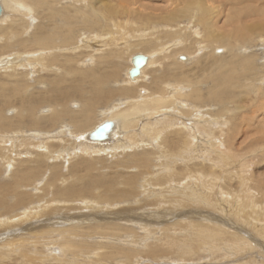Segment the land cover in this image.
Here are the masks:
<instances>
[{"label": "rangeland", "instance_id": "rangeland-1", "mask_svg": "<svg viewBox=\"0 0 264 264\" xmlns=\"http://www.w3.org/2000/svg\"><path fill=\"white\" fill-rule=\"evenodd\" d=\"M74 1L79 0H66V2L65 0H62L60 5H68L66 8H69ZM90 1L91 0L80 1L79 4L85 5L84 7H87L85 10L93 15V10H98L99 15H94L98 18V23H92L88 28L79 26L83 29H78L79 32L76 31V41L71 45L73 48H61H69V50L65 51L66 54L55 47H39L30 51H23V49L19 48L13 49L14 51L10 50L7 54L5 53L6 55H0V60L15 55V57H17L15 58V65L18 71L16 73L24 77L30 87V93L38 94L37 92L43 91L46 81L51 80L57 72L56 70L54 72L50 70L46 61L52 59L61 60L62 57H65L70 53V55H77L76 59L81 61L79 62L78 68H75L76 70L78 69L80 74L88 72L95 73L97 71V74L102 73V75L109 76L107 74H110V71L112 70V67L110 66L111 64L107 63L106 65L108 66L104 68V66L99 65L100 62L96 60L98 58L95 57L100 55L102 59H105L107 55L114 54L113 51H119L122 49L124 55L119 59L116 57L114 59L116 61H113V64L114 62L116 64H114L113 67H117L116 72H118V76L113 79L112 83L108 84V86L114 89L113 91L115 92L118 91V87L122 84L123 79H125L122 72H125L124 69L131 68V65L128 63V57L130 58L133 55L138 54H150L153 63L146 70L142 79L135 82L136 77L135 81H131L126 77L128 82L134 83L133 86H123L131 90L130 95L128 97H124L120 94L110 95L107 98V101L98 104L97 109L99 112L101 109L108 108V103H111V106L114 108L118 107L119 109H125L129 105L125 98L133 99L132 97H134L135 99L133 100H138V104H141L140 101L142 102L141 108L143 111L141 109V111L132 115L136 117H134V119L131 116L127 118L128 123L130 124L129 126L131 127L127 128L124 133H121L120 135L122 138V135L125 134V139L129 140H127L128 142L125 139V142L123 141L126 145L128 144V147L126 145L122 147V149H125L124 151L118 147L114 150H110L112 153L105 152L107 150H98L100 153L97 150H93L92 153L88 152V154H91H87L86 157L85 155H81V150L79 151V148L75 146L76 143L70 138L71 136L88 132L92 128L89 130H86L87 128L83 130H74L73 128H70L71 126L68 122L59 121V125L56 126L57 128L55 127L57 133H59L60 130L65 129L66 133L63 135L66 138H69L70 136L69 142L72 144L61 147L51 145L59 150L53 153L54 155H50L47 151L42 150V146L39 147L38 145H34L35 142L32 141V139H30V142L28 143H21L20 139L24 134L27 135L23 131V133L20 134H17L18 132L14 133L13 131H0V136H2L0 137V146H5L9 150V152H4V158L1 157L3 154L0 153V185H12L11 187L14 190L16 188L19 189L18 192L21 191L20 193H24V196L27 197L22 204H20L21 202L19 201H15V204H13V196L11 192L5 191L0 195V200H2V204H0V264H264V0H231L229 3L228 12H230V16L233 14L231 17L235 19L236 23L232 24L227 22L229 28L225 31V38L227 39L225 44L227 47L239 48L237 53L242 55L240 57H243V54H246L249 57L247 59H250L253 71H250L247 75L258 76L257 79H255L256 76L250 77L252 79L247 81H243V62L239 61L238 57L234 55L237 53L235 52L232 54L223 46L217 45L218 43L216 41L211 43L208 41L206 43L201 42V44H204L203 46H201V44H199V46L198 44L197 46L192 45L193 53L191 54L178 50L179 52H177L173 58L169 56L170 54L163 53L159 59L157 49L159 47L165 49L167 46L166 42L170 40L166 37L169 33H172L170 32L171 29L177 31L181 27L185 29V32L182 30L183 32L180 35L183 39V41L180 39L183 43L181 46H185L188 43H194L192 42L194 40L193 35H195L197 29L201 32L200 35L202 38L203 33L210 32L208 29H204L203 31L201 24L204 22L201 21H195L196 29L195 27H193V30L187 28L188 24H186V21H188V18H193L194 22V19L196 18L195 15L198 16L200 14V6L198 4L196 6L194 5V10L190 13L188 4L191 0H140L139 3H137L138 0H136V5H129L126 8H124L125 6L123 7L122 0H94L93 5L89 7L88 3ZM202 1L204 2V0ZM0 3L3 8L1 0ZM6 3L10 7L8 6L7 10L3 8L4 15L0 18V27L6 26L12 20H19L23 15L21 13L26 11L21 10V8L19 11L18 5H22L21 2L18 3V1L7 0ZM140 3L145 4L147 7L150 6L149 9L137 6V4L139 5ZM216 5H218V3H216ZM23 6L26 8L28 7L33 12V14L31 13L30 15L32 17L31 19L29 18V15L28 17L25 16V23H28L23 35L25 38L31 35L34 29L35 31L37 30V27L39 26L36 22L44 21L42 20L44 19L42 15L46 16L47 12L42 9H36L31 4L23 3ZM151 7L152 9H150ZM115 8L116 10H114ZM155 8H158L157 12L154 11ZM222 8L223 7L220 9ZM254 9L257 10L254 11ZM128 11L129 13H127ZM43 12H46L45 15ZM228 12H226L227 15ZM252 12H254V14H252ZM36 14L41 15L37 16ZM167 16H170L172 20L168 21ZM174 17H176V19H174ZM208 17L205 21L211 22L212 27L217 29L214 27L216 16L209 13ZM226 20H228V16ZM112 22L113 24H111ZM190 24L192 23L189 22V25ZM177 25H180V27H177ZM251 25H253V27ZM248 26L255 30H247ZM99 27L103 29H100ZM189 30L192 31V33H190ZM243 34L246 36H243ZM185 37L187 38L186 42ZM0 39H3L2 36H0ZM248 39H250V41L245 45ZM198 48L201 49L199 50ZM52 49L54 51H52ZM128 49L131 50L128 51ZM97 51L100 53L97 54ZM18 52L20 57L17 54ZM80 52L83 56L82 54H79ZM123 57L126 58L125 62ZM234 57L236 59H234ZM37 58H39V60ZM214 59L218 60L219 65L224 62L222 64L227 66L224 68L225 72H227L228 77H230L232 82L235 83L233 89L228 93V96L232 95L230 96L232 97V100L226 101V104L223 106L215 103H210V105L208 104V101H206L207 104L201 103L202 101L197 99L195 94L191 96H186L184 94L191 92L190 90L197 87V85L198 88L202 89L203 92L201 93L204 94L209 86L212 87L214 86V82H218L217 79H209V74L206 73V70H208L207 68ZM242 59L243 58L240 60ZM126 60L128 61L126 62ZM171 62L178 65L180 63L185 65L184 68L181 67L182 70H184L182 71L184 73L182 76L188 81L192 80V84L188 87L185 86V88L182 87L183 84L179 85L181 86L178 87L179 93L181 92L184 94L181 98H185L180 99L178 96V98L175 97L174 101L176 102V107L170 106L169 111L167 109L165 110L167 113L163 114V111L149 116L152 111L151 109H153V112H155V109L144 107V96L153 94V91L155 90V85L153 84L154 78L165 71L168 64ZM52 65V67L57 69L56 63ZM260 66H262V68ZM19 67L20 69H18ZM97 67L99 68L98 70ZM112 72L114 71L112 70ZM119 73H121L120 76ZM0 77H2V75H0ZM71 78L74 77L71 76ZM4 79L6 78L2 77L0 83L5 81ZM74 79H72V83L70 82V84L77 86L78 88L82 87L83 82H80L78 77H75ZM10 80L11 79H8L6 82H9L10 84ZM197 80H199V83H197ZM115 84L118 85L117 88V85ZM247 84H249L248 87H243V85ZM6 86H8V84H6ZM172 87L173 90H175L174 86ZM178 88L175 90L177 92L172 89L170 92L172 93L173 91L174 94H178ZM215 90H218L217 87ZM103 92L104 91L101 93ZM247 92L249 93L247 94ZM103 98L104 95L99 99ZM3 99V94H0V113H2L4 117L7 115L11 116V114L14 116L17 112L15 107L12 106L5 110L2 109ZM184 104L186 105L184 106ZM78 105V101H70L66 106L69 109L67 112H76V110L80 109ZM38 108H40V113L38 112L39 114L45 113L46 115H49L51 113V108L49 106L47 107V105L42 104L41 106L39 105ZM195 109L198 112L194 111ZM8 110H11L10 113ZM98 112L93 118L95 122L90 121V125L93 123L95 125L102 120V118L105 119L110 115L107 111L108 115L102 117L101 112H99L100 114ZM99 116L102 118H99ZM164 117L171 121L174 119L173 121H176V123L180 121L179 123H183L193 130L187 131V129H185V132L187 131V133L197 132L195 144L192 146L190 155V159H192L193 163L192 161L187 163L185 160L189 165V168H191V173L188 177H185V174L183 175V167L185 166L184 164H186H183V162L185 161L182 162L180 159H172L173 155H178L179 141L176 135L170 137L169 135H166L165 145L162 143L163 138L161 139V142L155 143L151 137H148V134L145 135L146 133H155L153 136L157 139L156 131H158L159 127L154 126V123L159 122L160 119H163ZM119 119L121 121L123 120L121 117ZM114 122L117 124L116 120H114ZM203 125H206L205 129L209 128L213 130L205 131L203 129V132L205 133H202V129L198 130V127H202ZM63 126H69V128H62ZM150 127L154 129V131ZM219 129H222L223 131L221 132ZM128 131L130 132L128 133ZM49 132H51V130L48 132L38 131V135L40 137L43 136V139H46V142L47 140L49 142V139H53L54 137L52 136L54 133L50 134ZM208 132L215 135L214 142L216 143L217 148L220 147V151L231 158L224 163V167H220L219 165L215 167L217 172L220 169L219 172H222V170L224 172L229 170L228 173L229 176H231L232 181L228 183H224L220 179L221 177L217 178L219 180L214 179L217 180L215 182L210 180L207 181V179L204 178L205 176L198 173L200 170H208L204 164L209 161V158L215 156L213 153L205 156L203 155L205 151L208 152L210 149L211 140L209 141V139H212V137L210 134H206ZM163 133L166 134V131ZM5 136H9L8 138L10 140H5L7 139ZM220 137L221 139H219ZM9 141L10 143L8 144ZM51 143L52 142H49V144ZM137 144L138 146H136ZM157 144L159 145L157 146ZM74 146L78 149L77 152H75ZM230 146L232 148H230ZM157 148L168 151H158ZM170 150L173 153H171ZM43 151L45 152L44 157H35V153ZM117 151L121 152V154ZM147 151L150 154L154 151L153 154H156L151 157V160L147 165H143L144 169L141 167L138 171L133 166L129 168L128 166L119 164L122 160H126L125 158L127 155L134 154L140 157V153H147ZM157 154H159L160 157H158ZM49 155L51 157L53 156L52 159ZM195 156H197L196 159ZM82 158H86L88 162H92L93 164L96 163L97 166L91 169H79V167H83L80 165L75 171H72V166L77 162L79 163ZM20 159L21 162H19ZM30 161L32 163H29ZM40 161L42 163H40ZM170 162L176 163L171 164ZM39 163L41 165H39ZM18 164L19 166L21 165V167H19ZM178 165L180 166L178 167ZM191 165L193 169L190 167ZM156 166H160L164 169L166 174L170 173V178L162 175L160 176L158 174L160 173V170L155 168ZM176 167H178L176 170L178 172L177 175L175 174L176 171L173 172ZM28 168V171L32 174L30 175L31 180H28V185L26 184L27 186L20 185L18 188L14 181L15 174L18 172L17 175L19 178L26 179L24 174L28 173V171H26ZM186 168L188 167L186 166ZM33 169H35L34 172ZM127 170L129 172H127ZM230 171L233 173H230ZM145 173H147L146 175L148 176H144ZM126 176L134 178V186H126ZM194 176L199 180H196ZM239 176H241V178ZM123 177L125 179L124 182H122ZM149 177L153 178L150 179ZM10 179L13 180V182L10 181ZM148 180H150L152 185L148 183ZM93 181L96 185L92 187L88 186L89 182L93 183ZM209 182L214 184L210 186ZM121 184H124V186L122 187ZM145 188L147 192H145ZM66 189H68V191H66ZM71 189H75L76 192L73 190L71 193ZM221 189L224 194L220 193ZM79 190L81 191L82 195H80L83 196V198H77ZM190 192L193 194L192 197L187 196V193ZM209 192L211 194H209ZM7 193L8 195H6ZM39 194L41 199H38L40 198ZM181 200H189V202L191 201V204L186 202L189 207L186 206L185 203L184 206L182 202H179ZM87 201H90L89 203L91 204ZM126 201H129V205L125 203ZM253 202H255L257 208L254 206ZM116 203L119 204L116 205ZM146 203L150 204L145 205ZM107 204H109L110 207L112 205L114 208L109 209ZM143 205H145V208L142 207ZM127 206L133 207L132 210L134 214L132 216L130 213H126V211H121L126 209ZM253 211L254 213L251 215V212ZM167 214H169L168 217L166 216ZM114 215H117V217L129 216V220L139 219L140 221L128 223L127 218H125L123 219V222L119 220H117L119 221L117 222L116 216ZM89 218L92 220L89 221ZM72 221L76 224L75 226L74 224L71 225V227H77L76 230L79 231L72 230L73 232L76 231L74 234L71 229L66 231L70 228V226H66L67 223H71ZM138 222L142 225H139ZM99 223L100 225H98ZM117 223L118 226L121 224V227L119 226L120 230L114 232V230L108 228L115 227V224L117 225ZM112 224H114V226ZM196 224L201 225L196 226ZM99 231H101V233ZM69 232L71 236L69 235ZM83 233L84 236L82 235ZM59 234L63 236L60 237ZM114 236L117 238H113ZM64 237H67L66 241H68L69 244H64ZM75 243L77 244L75 245ZM59 244L61 245L59 246ZM63 246H65V248ZM78 248L79 250L77 251ZM133 249L135 251H133ZM96 250L100 252L98 253Z\"/></svg>", "mask_w": 264, "mask_h": 264}, {"label": "bare ground", "instance_id": "bare-ground-1", "mask_svg": "<svg viewBox=\"0 0 264 264\" xmlns=\"http://www.w3.org/2000/svg\"><path fill=\"white\" fill-rule=\"evenodd\" d=\"M2 1V4H3V8H5V10L8 9V4L6 3L7 0H1ZM14 1H18V3H22V5H18V9L20 11V8L21 10H26L24 13H21L23 14L21 16V18L19 20H12L9 24H7L6 26H2L0 27V36H2L3 39H0L2 41H0V55L2 54H7L8 52H10V50H13V49H23V51H30V50H33L35 48H39V47H46V48H58L60 50H62V52H65L67 50H69V48L67 49H61V48H66V47H70V48H73L71 47V45L76 41V31H78V29H83L84 27H89L92 23H95L97 24L98 23V18L96 16L99 15V12L98 10H93V14H91L90 12H87L85 9H87V7H84L85 5H82V4H79L80 1H84V0H79V1H74L72 2V5H70L69 8H66L68 5H60L61 4V1L62 0H14ZM69 1V0H68ZM104 1V0H102ZM101 1V2H102ZM111 1V0H109ZM113 1V0H112ZM145 1V0H144ZM171 1V0H170ZM231 0H204V2L202 0H194V1H190V3L188 4L189 6V9H190V13L191 11L194 10V5L196 6L197 4L200 6V14L198 16L195 15V19H194V22H193V18H188V21H186V24H188V27L187 28H190V29H194L193 27H195V29L197 28L196 27V22H204L202 25V29L204 31V29H208V31H210L209 33H203V38L201 37L200 35V31L199 29L196 30L195 32V35H193V38L194 40L192 42V44H186L185 46H181L183 43L180 41V39L183 41V39L180 37V35L182 34V30H184L185 32V29H183V27H181L180 29L177 30H174V29H171L170 32L172 33H169V35L166 37V38H169L170 40L167 41V46L165 47V49H161L160 47L157 49V54H158V57L160 59L161 55L163 53H168L170 54L169 56L171 58L175 57V55L177 54V52L179 51H182V52H186L188 54H191L193 53V46H199V44L202 43H206L207 41L208 42H213V41H216L218 44L217 45H221L223 46L224 48H226L229 52H231L232 54H234L235 52L237 53V50L239 48H232V47H227L225 42H226V38H225V31L228 30L229 28V24L227 25V22H230V23H236L235 22V19L233 17H231L233 14H231L230 16V12H228V9H229V3H230ZM238 1V0H237ZM242 1V0H241ZM66 2V0H65ZM93 2L94 0H91L88 5L89 7H91L93 5ZM107 2V1H106ZM140 0L137 1V3H139ZM189 2V1H188ZM23 3L24 4H31L34 8L36 9H42L43 11H46L47 14L46 16H43L42 17L44 19V21H38L36 22V24L38 23V26L37 27V30L35 31V29L33 30V33L31 35H29L28 37H23L24 35V32H25V29L27 28V24L25 23V16L28 17L29 15V18L31 19L32 17L30 16L31 13L33 14V12L28 8H26L25 6H23ZM70 3V2H69ZM98 3V2H97ZM100 3V2H99ZM216 3H218V5H216ZM239 3V2H238ZM85 4V3H84ZM122 4H123V7L126 8L127 6L129 5H136V0H122ZM125 4V5H124ZM192 5V6H191ZM137 6H142L141 8H144V9H149V7H147L145 4H137ZM198 6V7H199ZM10 7V6H9ZM147 7V8H146ZM221 7H223L222 9H220ZM2 6H1V3H0V18L4 15V10H3ZM16 8V7H15ZM140 8V9H141ZM152 9V7L150 8ZM17 10V8H16ZM116 10V8L114 9ZM158 8H155L154 11L157 12ZM170 10V9H169ZM257 10V9H254V11ZM262 10V9H261ZM9 11V10H8ZM11 11V10H10ZM146 11V10H145ZM17 12V11H16ZM45 12V13H46ZM196 12V11H194ZM228 12V15L227 13ZM44 13V12H43ZM44 13V15H45ZM115 13V12H114ZM129 13V11L127 12ZM209 13L211 14H214L216 16V21L214 22L215 26L217 29L213 28L212 27V23L211 22H206V18L208 17ZM17 14V13H16ZM175 14V13H174ZM252 14H254V12H252ZM37 15V14H36ZM41 15V14H39ZM37 15V16H39ZM179 15V14H178ZM191 15V14H190ZM130 16V15H129ZM155 16V15H153ZM227 16H228V20L227 19ZM18 17V16H17ZM116 17V16H115ZM168 17V16H167ZM209 18V17H208ZM156 19V18H155ZM168 21L172 20L171 17L169 16L168 18ZM174 19H176V17H174ZM222 20V21H221ZM32 21V20H31ZM113 21V20H112ZM117 21V20H116ZM196 21V22H195ZM210 21V20H209ZM178 22V21H177ZM189 22H191L192 24L189 25ZM222 22V23H221ZM35 23V22H34ZM116 23V22H115ZM180 23V21H179ZM31 24V23H30ZM113 24V22L111 23ZM128 24V23H126ZM159 24V23H158ZM33 25V24H32ZM117 25V24H116ZM157 25V24H156ZM192 25V26H191ZM79 26H83V28L79 27ZM93 26V25H92ZM91 26V27H92ZM123 26V25H122ZM198 26V24H197ZM244 26V25H243ZM253 27V25H251ZM107 27V26H106ZM109 27V26H108ZM177 27H180V25H177ZM199 27V26H198ZM252 27L248 26L247 30H250V31H254L255 29H253ZM259 27V26H257ZM263 27V25H262ZM100 28V27H99ZM154 28V27H153ZM245 28V27H244ZM243 28V30H244ZM100 29H103V28H100ZM109 29V28H108ZM119 29V28H118ZM124 29V28H123ZM122 29V30H123ZM107 30V29H106ZM145 30V29H144ZM242 30V29H241ZM242 30V31H243ZM109 31V30H108ZM147 31V30H146ZM158 31V30H157ZM190 31V30H189ZM195 31V30H194ZM221 31V32H220ZM223 31V32H222ZM100 32V31H99ZM135 32V31H134ZM116 33H117V30H116ZM190 33H192V31H190ZM221 33V34H220ZM112 34V33H111ZM184 34V33H183ZM105 35V33H104ZM138 35V34H137ZM192 35V34H190ZM243 36H246L243 34ZM110 37V36H109ZM108 38V37H107ZM106 38V39H107ZM112 38V37H111ZM186 38V37H185ZM202 39V40H201ZM201 40V41H199ZM143 41V40H142ZM141 41V42H142ZM187 41V38L185 39V42ZM250 41V39H248L245 43V45ZM85 42V41H84ZM107 43V42H106ZM114 44V43H113ZM125 44V43H124ZM109 45V44H107ZM204 44H201V46H203ZM206 45V44H205ZM100 46V45H99ZM153 46V45H152ZM112 47V46H110ZM114 47V46H113ZM206 47V46H205ZM124 48V47H123ZM91 49V48H90ZM120 49V48H119ZM199 50L201 48H198ZM197 49V50H198ZM46 50V49H45ZM64 50V51H63ZM75 50V49H74ZM100 50V49H99ZM114 50V49H113ZM112 50V51H113ZM131 50V49H128V51ZM136 50V49H135ZM179 50V51H178ZM198 50V51H199ZM14 51V50H13ZM37 51V49H36ZM41 51V50H40ZM50 51V50H48ZM47 51V52H48ZM52 51H54L52 49ZM167 51V52H166ZM197 51V52H198ZM17 52V51H16ZM56 52V51H55ZM75 52V51H73ZM78 52V51H77ZM103 52V51H102ZM114 54H110V55H107V57H105V59H102L100 57V55H97L95 58H98L96 60H98L100 63L99 65L101 66H104V68H106L108 65H106L107 63L108 64H111L110 66L112 67L111 69L114 71L112 72V70L110 71V74H107L109 76H105V75H102V73L100 74H97V71L95 73H91V72H88V73H81L78 71V69L76 70L75 68H78V65H79V62H81L79 59H76L77 58V55H67V56H71V57H62L61 60H49V61H46V64L48 66V68L50 70H52L53 72L56 70L57 72L55 73L56 75L51 79V80H48L46 81V83L44 84V89L42 92H37L38 94H34V93H30V87L29 85L27 84V82L25 81L24 77L21 75H19L17 71V67L15 65V55H12L7 58H4L3 56V60H0V75H2L3 78H6L4 79L5 81L1 82L0 83V94H3V102H2V109L5 110L9 107H15L16 109V114L14 116H11L10 115H7L5 117H8V118H5L2 113H0V131H5V132H9V131H13L14 133L18 132L17 134H20V133H26L27 135L24 134V136L21 138L20 136V142L21 143H28L30 142V139H32V141L35 142L34 145H38L39 147H43L42 150H45L47 151L48 153H50V155H54L53 153L59 151L55 146H58V147H61V146H64V145H71L72 143L69 142V140L71 139L75 144V146H77L79 148V151L81 150V155H86L88 154V152H93V150H107L105 152H109V153H112L110 150H114L116 149L117 147L118 148H121L124 147L126 145V143H124V139H125V134L122 135V138L120 137L121 133H124V131L131 127L129 126L130 124L128 123V120L127 118H129L130 116L134 117L135 116H132L134 115L135 113L141 111V104L142 102L140 101L141 104H138L139 101L138 100H133L135 99L134 97H132L133 99L131 98H125L127 103L129 104L125 109H119L118 107L114 108L113 106H111V103H108V108L106 109H101L99 112H101L102 114V117H105V115L107 116L108 115V112H109V116H107V118H102L101 116H99V118L101 117L102 120H98L99 122L97 124L94 125L91 124L90 125V121L92 122H95L93 120V118L95 117V115L97 114L98 112V104L100 103H103V101H107V98L110 96V95H115V94H120L124 97H128L130 95V89L126 88V87H123V86H133L134 83L133 82H128L126 77L129 78V80L131 81H135V78H130L129 76V70H131L132 68V58L133 56H136V55H133L132 57H128L129 61L126 60V62L128 61V63L131 65V68L127 67L128 69H124L125 72H122L124 74V78L123 79V82L122 84H120V86L118 87L117 85L116 88L118 87V91H113L114 89L110 88L108 86V84L112 83L113 79L115 77L118 76V72H116L117 70V67H113L114 64H113V61H116L114 60L116 57L119 59L120 57H122L124 54H123V50L120 49L119 51H113ZM196 52V51H195ZM15 53V52H14ZM42 53V52H40ZM54 53V52H52ZM68 53V52H67ZM97 54H99L100 52L97 51L96 52ZM148 53V52H147ZM5 54V55H6ZM16 54V53H15ZM19 55V52L17 53ZM66 54V52L64 53ZM79 54H82L81 52ZM238 54V55H237ZM237 54H234L236 57H238L239 61L243 62V81H247V80H250L252 78L250 77H255L256 75L254 76H249L247 74H249L250 71H253V67L250 63V59H247L249 58L246 54H243V57H240L242 56L241 54L237 53ZM9 55V54H8ZM139 55V54H138ZM83 56V54H82ZM81 56V57H82ZM89 56V55H88ZM102 56H105V55H102ZM145 58H146V63L145 65L141 68L140 70V73L138 76H136V81L137 82L139 79H142L144 74L146 73V70L151 66V64L153 63V60L151 59V55L148 54V55H143ZM192 56V55H191ZM205 56V55H204ZM203 56V57H204ZM20 57V55H19ZM59 57V56H58ZM80 57V56H79ZM190 57V56H189ZM202 57V58H203ZM212 57V56H211ZM48 58V57H46ZM188 58V57H187ZM191 58V57H190ZM189 58V59H190ZM205 58V57H204ZM215 58V57H214ZM241 58H243L242 60H240ZM1 59V58H0ZM39 60V58H37ZM124 59V62H125V57H123ZM154 59V58H153ZM192 59V58H191ZM234 59H236L234 57ZM33 60V59H32ZM208 60V59H207ZM227 61V60H226ZM225 61V62H226ZM18 62V61H17ZM41 62V61H40ZM174 62V61H173ZM56 63V68L55 69L54 67H52L53 65L52 64H55ZM172 63V62H171ZM168 64L167 66V69L165 71H163L162 73H160L158 76H156L154 78V82L153 84L155 85V90L153 91V94L152 95H145L144 96V107L146 108H154L155 109V112H153V109H151V113L149 114L152 115V114H158V113H161L163 112L164 113H167L165 110L167 109L168 111L170 110L169 107L170 106H175L176 105V102L174 101L175 100V97H179L180 99H183L181 98L184 94L186 96H191V95H196V98L199 99L200 101H202L201 103H206V101H208V104L210 103H215V104H220V105H224L226 104V101H230L232 100V95L228 96V93L230 92V90L233 89L235 83L232 82V80L230 79V77H228V74L227 72H225V69L227 66L223 65L222 62L221 65H219L218 63V60H215L209 65V67L207 68L208 70H206V73H208V78L209 79H217L218 82H214L212 87L209 86L208 90L206 91V93L202 91L201 88H198V85L197 87H194L192 88L188 94L186 93H179V88L178 87H181L179 85L183 84L182 87L185 88V86H189L192 84V80L188 81L187 79H185L184 76H182V74L184 75V73L182 71V68L185 67V65H183L182 63H180L179 65L178 64H175V63H172V64ZM263 63V62H262ZM29 64V63H28ZM156 64V63H155ZM185 64V63H184ZM30 65V64H29ZM116 65V64H115ZM181 65V66H180ZM187 65V64H186ZM229 65V64H228ZM18 66V65H17ZM109 66V67H110ZM52 67V68H51ZM108 67V68H109ZM182 67V68H181ZM262 68V66H260ZM22 68V67H21ZM34 68V67H33ZM20 69V67L18 68ZM46 69V68H45ZM99 68L97 67V70ZM102 70V69H101ZM99 73V72H98ZM186 73V72H185ZM121 73H119V76H120ZM48 75V74H47ZM52 75V74H51ZM127 75V76H126ZM70 76V77H69ZM71 76H73L74 78L75 77H78L79 81L80 82H83L82 84V87L78 88L77 86H73L72 84H70V82L72 81V79L74 78H71ZM258 76V75H257ZM257 76L255 79H257ZM0 77V79L2 78ZM48 77V76H47ZM104 77V78H103ZM138 77V78H137ZM207 78V79H208ZM8 79H11V83L9 84V82H6V80ZM106 79V80H105ZM197 79V78H196ZM75 80V79H74ZM116 80V79H115ZM1 81V80H0ZM76 81V80H75ZM199 80H197V83ZM109 82V83H108ZM119 82V81H118ZM72 83V82H71ZM133 83V84H131ZM194 83V82H193ZM6 84H8V86H6ZM68 84V85H67ZM70 84V85H69ZM249 84L247 85H243V87H248ZM63 86H66V87H63ZM175 88H178V94H174L173 91V87ZM195 86V84H194ZM202 86V85H200ZM199 86V87H200ZM77 87V88H76ZM136 87V86H135ZM168 87V88H167ZM217 87V91L215 90V88ZM33 88V87H32ZM132 88V87H131ZM251 88V87H250ZM173 90L172 93L170 92V90ZM201 89V90H200ZM133 90V89H132ZM102 91H104L103 93H101ZM169 91V92H168ZM7 92V93H6ZM177 92V91H175ZM185 92V91H184ZM134 93V92H133ZM249 92H247L248 94ZM132 94V93H131ZM145 94V93H144ZM147 94V93H146ZM244 94V93H243ZM104 95V98L103 99H99L101 96ZM126 95V96H125ZM176 95V96H175ZM177 97V98H178ZM195 97V96H193ZM117 98V97H116ZM121 98V97H120ZM195 98V99H196ZM114 99V98H113ZM179 99V100H180ZM193 99V98H191ZM112 100V99H110ZM119 100V99H117ZM140 100V99H139ZM178 100V99H177ZM189 100V99H188ZM70 101H78L79 105L78 107L80 109L76 110V112L72 111L73 113H68L67 110L68 107L67 104L70 102ZM125 101V103H126ZM181 101V100H180ZM114 102V101H113ZM118 102V101H117ZM196 102V101H194ZM76 103V102H75ZM120 103V102H118ZM178 103V102H177ZM197 103V102H196ZM47 105V107L49 106L51 109V113L49 115H46L45 113L43 114H39V110L40 108H38V106L40 105ZM73 105V104H72ZM75 105V104H74ZM104 105V104H103ZM117 105V104H116ZM179 105V103H178ZM183 105V104H182ZM181 105V106H182ZM186 104H184L185 106ZM211 105V104H210ZM115 106V105H114ZM99 107H102V106H99ZM176 107V106H175ZM204 107V106H203ZM12 109V108H11ZM179 109V108H178ZM190 109V108H189ZM226 109V108H225ZM74 110V109H73ZM188 110V109H187ZM206 110V109H205ZM11 110H8V112L10 113ZM43 111V110H42ZM108 111V112H107ZM143 111V109H142ZM178 111V110H177ZM194 111H197L196 109ZM39 112V113H38ZM67 112V113H66ZM98 112V113H99ZM189 112V111H188ZM198 112V111H197ZM201 112V111H199ZM213 112V111H212ZM13 113V112H12ZM100 114V113H99ZM180 114V113H179ZM141 115V114H140ZM196 115V114H195ZM138 116V115H137ZM148 116V117H149ZM189 116V115H188ZM123 118V120L121 121L119 118ZM152 117V116H151ZM98 118V117H97ZM136 118V117H135ZM144 119V118H142ZM209 119V118H208ZM114 120H116L117 124H115ZM140 120V118H139ZM174 120V119H173ZM171 121L170 119H167V118H163V119H160L159 122L157 123H154L153 125L154 126H158V131H156V135H157V139L153 136V134L155 133H146L145 135L148 134V137L151 139H153V141L156 143V142H161V139L163 138V141L162 143H164L165 145V137L166 135H169L172 136V135H176L177 138H178V143H179V146H178V155H173L172 156V159H180L182 162L183 161H187V163L191 162L192 159H190V155H191V149H192V146L195 144V140H196V137H197V132L196 133H187V131H193L191 130L190 128H188L186 125H184L183 123H176V121ZM215 120V119H214ZM61 121V122H68L70 124V128H73L74 130H83V129H86V130H89L91 129L90 131L88 132H85L83 134H79V135H76V136H69V138H66L64 137V133L65 132V129L64 130H60L59 133H57L56 131V126H58V122ZM134 121V120H133ZM136 121V120H135ZM148 121V119H147ZM105 122H111L112 123V127L111 129H109L108 131H106L103 139H94L92 134L98 130L99 127H101ZM133 123V122H132ZM146 123V122H145ZM150 123V122H149ZM209 123V122H208ZM63 124V123H62ZM260 124V123H259ZM148 126V125H147ZM56 127V128H55ZM90 127V128H88ZM153 127V126H152ZM62 128H69V126H63ZM144 128V127H143ZM151 128V127H150ZM155 128V127H153ZM206 128V125H203L202 127H198V130L202 129V133H205L203 132V129L205 131H209V130H213V129H205ZM152 129V128H151ZM185 129H187V131L185 132ZM49 132L50 134L51 133H54V136L53 139H49V142H52L51 144H49L48 140L46 142V139H43L44 137L43 136H39L38 135V131H44V132ZM68 130V129H67ZM154 131V129H152ZM220 130V129H219ZM236 130V129H235ZM23 131V132H22ZM69 131V130H68ZM122 131V132H121ZM164 131H166V134L163 133ZM195 131V130H194ZM221 132L223 131L222 129L220 130ZM130 131H128L129 133ZM211 132V131H210ZM206 133V134H210V136L212 137V139H209V141L211 140V144H210V149L208 152H204V156L205 155H208V154H214L215 156L214 157H211L209 158V161H207L206 164H204V166L208 169V170H200L198 173L202 174V176H205L204 178L207 179V181H212V182H215L219 179H217L218 177H221L220 179L224 182V183H228L231 180V176H229V173L228 171L229 170H226L225 172L222 170V172H219L221 169L220 167H224V163L228 160V159H231L230 156H228L227 154L225 153H222L220 151V147L217 148V145L216 143L214 142V134L213 131L212 133ZM238 132V131H237ZM240 132V131H239ZM193 133V134H192ZM236 133V131H235ZM7 134V133H6ZM48 134V133H47ZM69 134V132H68ZM135 134V133H134ZM200 134V133H199ZM212 134V135H211ZM221 134V133H220ZM219 134V135H220ZM45 135V134H44ZM66 135V134H65ZM130 135V134H129ZM232 135V134H231ZM153 136V137H152ZM2 137V136H0ZM7 139L5 140H10L7 136H5ZM17 137V136H16ZM18 137V138H19ZM68 137V136H67ZM147 137V136H146ZM168 137V136H167ZM180 137V138H179ZM224 137V136H223ZM222 137V138H223ZM4 138V137H3ZM173 138V137H172ZM210 138V137H209ZM217 138V137H216ZM215 138V140H216ZM231 138L233 139V137L231 136ZM237 138V137H236ZM168 139V138H167ZM221 139V137L219 138ZM4 140V141H5ZM14 140V139H13ZM19 140V139H18ZM126 140V139H125ZM128 140V139H127ZM126 140V141H127ZM169 140V139H168ZM229 140V139H227ZM226 140V141H227ZM124 141V142H123ZM129 141V140H128ZM127 141V142H128ZM148 141V140H147ZM146 141V142H147ZM173 141V140H171ZM142 142V140H141ZM140 142V143H141ZM197 142V141H196ZM229 142V141H227ZM10 143V141L8 142V144ZM12 143V141H11ZM16 143V142H15ZM134 143V142H133ZM199 143V142H198ZM5 144V143H4ZM7 144V143H6ZM135 144V143H134ZM19 145V143H18ZM33 145V146H34ZM51 145H55V146H51ZM128 145V144H127ZM126 145V146H127ZM146 145V143H145ZM159 144H157L158 146ZM256 145V144H255ZM9 146V145H8ZM16 146V144H15ZM20 146V145H19ZM21 146H24V145H21ZM74 146V149H75V152H77L78 149H76V147ZM130 146V145H129ZM135 146V145H134ZM138 146V144L136 145ZM135 146V147H136ZM168 146V145H167ZM83 147V148H81ZM128 147V146H127ZM164 147V146H163ZM203 147V146H202ZM250 147V146H249ZM26 148V146H25ZM131 148V147H130ZM142 148V147H141ZM161 148V147H159ZM170 148V147H169ZM230 148H232L230 146ZM252 148V146H251ZM22 149V148H21ZM32 149V148H31ZM35 149V148H34ZM72 149V148H71ZM120 149V150H121ZM158 149V148H157ZM166 149V148H164ZM205 149V148H204ZM203 149V150H204ZM17 150V149H16ZM20 150V149H19ZM40 150V149H39ZM65 150V149H64ZM70 150V149H69ZM91 150V151H89ZM123 151L125 149H122ZM128 150V149H127ZM143 150V149H142ZM200 150V149H199ZM35 151V150H34ZM61 151V150H60ZM63 151V150H62ZM68 151V149H67ZM78 151V152H79ZM158 151H168V150H160L158 149ZM171 151V150H170ZM4 152H9V150L5 147V146H0V153H2L3 155L1 156L2 158L5 157V154ZM65 152V151H64ZM70 152V151H69ZM85 152V153H83ZM99 152V151H98ZM119 152V151H117ZM140 152V151H139ZM24 153V152H23ZM44 151L43 152H38V153H35V157H44ZM66 153V152H65ZM72 153V152H71ZM90 153V154H91ZM100 153V152H99ZM114 153V152H113ZM121 154V152H119ZM154 153V151H153ZM153 153H149L147 151V153H140V157L136 156V155H127L126 156V160H122L121 162H119V164H122V165H125V166H128L129 168H131L132 166L134 168H136V170H140V168L142 167L143 168V165H147L148 162H150L151 160V157L154 156L155 154ZM166 153V152H165ZM171 153H173L171 151ZM12 154V153H11ZM21 154V153H20ZM26 154V153H25ZM28 154V153H27ZM80 154V152H79ZM88 154V155H90ZM168 154V153H167ZM22 155V154H21ZM49 155V156H50ZM71 155V154H70ZM74 155V154H73ZM99 155V154H98ZM104 155V154H103ZM107 155V154H106ZM158 157H160L159 154H157ZM156 155V156H157ZM163 155V154H162ZM16 156V155H15ZM32 156V155H30ZM48 156V155H47ZM69 156V155H68ZM75 156V155H74ZM97 156V155H96ZM18 157V156H17ZM28 157V156H27ZM34 157V156H33ZM34 157V158H35ZM51 157V156H50ZM53 157V156H52ZM51 157V159H52ZM58 157V156H57ZM62 157V156H60ZM64 157V156H63ZM73 157V156H72ZM76 157V156H75ZM88 157V156H87ZM105 157V156H104ZM168 157V156H167ZM49 158V157H48ZM69 158V157H68ZM155 158V157H154ZM197 158V156H195V159ZM200 158V157H199ZM60 159V158H59ZM58 159V160H59ZM65 159V158H64ZM78 159V158H77ZM91 159V158H90ZM122 159V158H121ZM159 159V158H158ZM165 159V158H164ZM183 159V160H182ZM201 159V158H200ZM203 159V158H202ZM5 160V159H4ZM23 160V159H22ZM47 160V159H45ZM37 161V160H36ZM39 161V159H38ZM51 161V160H50ZM178 161V160H177ZM183 162L184 163H186ZM17 162V160H16ZM19 162H21V159L19 160ZM55 162V161H54ZM154 162V161H153ZM157 162V161H156ZM160 162V161H159ZM179 162V161H178ZM202 162V161H201ZM229 162V161H228ZM29 163H32L31 161ZM40 163H42L40 161ZM39 163V165H41ZM116 163V162H114ZM165 163V162H164ZM171 163V162H170ZM176 162H172L171 164H175ZM184 164L183 166V175L185 174V177L189 176V174L191 173V168H189V165L188 164ZM193 163V161H192ZM6 164V163H5ZM28 164V163H27ZM170 164V165H171ZM45 165V164H44ZM47 165V164H46ZM83 166V167H79V169H91V168H94L96 167V163L93 164L92 162H88L86 160V158H82L81 161L78 163H76L75 165L72 166V171H75L78 166ZM157 165V164H155ZM195 165V163H194ZM217 165H219V171L217 172L215 167H217ZM11 166V165H10ZM9 166V167H10ZM17 166V165H16ZM19 166V164H18ZM34 166V165H32ZM99 166V165H98ZM104 166V165H103ZM167 166V165H166ZM180 165H178L179 167ZM182 166V165H181ZM186 166L188 168H186ZM201 166V165H200ZM4 167V166H3ZM21 167V165L19 166ZM19 167H16V168H19ZM48 167V165H47ZM109 167V166H108ZM107 167V168H108ZM122 167V166H121ZM124 167V166H123ZM165 167V166H164ZM175 167V166H173ZM176 167L173 172H175L177 170ZM192 167V165L190 166ZM33 168V167H31ZM101 168V167H100ZM106 168V169H107ZM116 168V167H115ZM120 168V167H119ZM128 168V169H129ZM155 168H158V170H160V173H158L160 176H165L167 178H170L169 176L171 175L170 173L169 174H166L165 173V170L162 169L160 166H156ZM182 168V167H181ZM199 168V167H198ZM45 169V168H44ZM42 169V170H44ZM102 169V168H101ZM104 169V168H103ZM124 169V168H123ZM144 169V168H143ZM151 169V168H150ZM193 169V167H192ZM5 170V169H4ZM21 170V169H20ZM24 170V169H23ZM28 169H26V171H28ZM32 170V169H31ZM61 170V169H60ZM121 170V169H120ZM157 170V171H158ZM179 170V169H178ZM231 170V169H230ZM22 171V170H21ZM35 171V169H33V172ZM49 171H50V168H49ZM100 171V170H98ZM124 171V170H122ZM133 171V170H132ZM143 171V170H142ZM171 171V169H170ZM196 171V170H195ZM194 171V172H195ZM127 172H129L127 170ZM126 172V173H127ZM151 172V171H150ZM232 171H230L231 173ZM18 173V172H17ZM17 173L15 174V184L16 186H19L20 185H26L28 180L30 181L31 179V172L28 171V173L24 174V177H26V179H21L19 178V176L17 175ZM132 173V172H131ZM177 171H176V175H177ZM233 173V172H232ZM13 174V173H12ZM39 174V173H38ZM50 174V173H49ZM53 174V173H52ZM51 174V175H52ZM68 174V173H67ZM147 173L144 174V176L146 175ZM166 174V175H164ZM174 174V175H175ZM227 174V175H226ZM236 174V173H235ZM180 175V174H179ZM30 176V177H29ZM53 176V175H52ZM66 176V175H65ZM148 176V175H146ZM151 176V175H150ZM153 176V175H152ZM201 176V178H202ZM236 176V175H235ZM14 177V176H13ZM28 177V178H27ZM41 177V176H40ZM55 177V175H54ZM60 177V176H59ZM157 177V176H156ZM155 177V178H156ZM195 177V176H194ZM241 178V176H239ZM150 178V177H149ZM153 177H151L150 179H152ZM182 178V177H181ZM13 179V178H12ZM56 179V178H55ZM53 179V180H55ZM124 179V177H123ZM122 179V182L125 181L126 179V186H134V178L133 177H127L123 180ZM146 179V178H145ZM189 179V178H187ZM196 179V177H195ZM214 179H217V180H214ZM246 179V178H245ZM34 180V179H33ZM155 180V179H153ZM182 180V179H181ZM196 180H199V179H196ZM244 180V179H243ZM10 181L13 182V180L10 179ZM145 181V180H144ZM147 181V179H146ZM145 181V182H146ZM149 184L150 183V180H148ZM92 182V181H91ZM89 182V185L90 187L96 185L94 184V181L93 183ZM188 182V181H187ZM201 182V181H200ZM204 182V181H203ZM212 182H209L210 186L213 185L214 183ZM241 182V181H240ZM64 183V182H63ZM153 183V182H152ZM166 183V182H165ZM208 183V182H207ZM244 183V181H243ZM262 183V182H260ZM196 184V182H195ZM194 184V185H195ZM206 184V183H205ZM28 185V184H27ZM26 185V186H27ZM122 187L124 186V184H121ZM152 185V184H151ZM192 185V186H194ZM216 185V183H215ZM220 185V184H218ZM12 186V185H11ZM11 186L9 185H0V195L3 194L5 191H8V192H11L12 193V196H13V204H15V201H19L21 202L20 204H22L25 199H27V197L24 196V193H20L18 192L19 189H13ZM146 186V185H145ZM149 186V185H148ZM157 186V185H156ZM190 186V185H188ZM240 186V185H239ZM30 187V185H29ZM72 187V186H71ZM159 187V186H158ZM198 187V186H197ZM82 188V187H81ZM188 188V187H187ZM203 188V187H202ZM208 188V187H207ZM264 188V187H263ZM75 191V189H71V193L72 191ZM144 190V189H143ZM66 191H68V189H66ZM183 191V190H182ZM211 191V190H209ZM24 192V191H23ZM145 192L146 191V188H145ZM219 192V191H218ZM26 193V192H25ZM178 193V192H177ZM220 193L222 194L223 191L221 189ZM43 194V193H42ZM82 193L81 191L79 190V195L77 198H83V196H81ZM188 197H192L193 194L190 192V193H187ZM192 194V195H191ZM209 194H211L209 192ZM224 194V193H223ZM8 195V193L6 194ZM186 195V194H185ZM264 195V194H263ZM40 196V194H39ZM131 196V195H130ZM129 196V197H130ZM195 196V195H194ZM250 196V195H249ZM254 197V195H253ZM36 198V197H35ZM160 198V197H159ZM252 198V197H250ZM260 198V197H258ZM4 199V198H3ZM38 199H41V196L40 198ZM92 199V198H90ZM263 199V198H262ZM113 200V199H112ZM180 200V199H178ZM7 201V200H6ZM249 201V200H247ZM82 202V201H81ZM88 202V201H87ZM90 202V201H89ZM88 202V203H89ZM115 202V201H113ZM117 202V201H116ZM129 201H126L125 203L127 205H129L128 203ZM179 202H182L183 204L186 202L191 204V201L189 202V200H181ZM63 203H66V202H63ZM95 203V202H94ZM0 204H2V200H0ZM55 204V203H54ZM80 204V203H79ZM91 204V203H89ZM119 204V203H116V205ZM150 203H146L145 205H148ZM184 204V206H185ZM243 204H244V200H243ZM254 206L256 207V204L255 202H253ZM78 205V203H77ZM82 205V204H81ZM85 205V204H84ZM102 205V204H101ZM115 205V204H113ZM145 205H143L142 207L145 208ZM176 205V204H175ZM239 205V204H238ZM249 205V203H248ZM263 205H264V202H263ZM70 206V205H69ZM103 206V205H102ZM186 206H188V204H186ZM253 206V207H254ZM78 207V206H77ZM93 207V206H92ZM105 207V206H104ZM107 207H109V209H112L114 208L112 205L111 207L109 206V204H107ZM189 207V206H188ZM239 207V206H238ZM73 208V207H72ZM81 208V207H80ZM123 208V207H122ZM244 208V207H242ZM257 208V207H256ZM50 209V208H49ZM76 209V208H75ZM78 209V208H77ZM133 207H128L124 210H121V211H126V213H130L131 216L134 214L133 212ZM147 209V208H146ZM241 209V208H240ZM252 209V208H251ZM90 210V208H89ZM116 211V210H115ZM120 211V212H121ZM246 211V210H245ZM251 211V210H250ZM25 212V211H24ZM243 213V212H242ZM254 213L251 212V215ZM49 214V213H48ZM121 214V213H120ZM245 214V212H244ZM256 214V212H255ZM169 214H167L166 216L168 217ZM21 216V215H20ZM86 216V215H85ZM84 216V217H85ZM93 216V215H92ZM116 216V221L119 220V221H124L123 219L127 218V222L129 223H132V222H136V221H140L139 219H133V220H129V216H123V217H117V215H114ZM17 217V216H16ZM102 217V216H100ZM256 217V216H255ZM83 218V216H82ZM93 218V217H92ZM13 219V218H12ZM86 219V218H85ZM110 219V218H109ZM89 221L92 220L91 218L88 219ZM113 220V219H111ZM79 221V220H78ZM84 221V220H83ZM117 221V222H119ZM94 222V221H93ZM91 222V223H93ZM142 222V221H141ZM139 225H142L140 224V222H138ZM2 224V223H1ZM75 226V222L72 221L71 223L68 222L66 226H70V228L66 231H69L71 229L72 230H76L77 227H71V225ZM83 225V224H82ZM100 225V223L98 224ZM114 226V224H112ZM121 224H119L120 226ZM138 225V226H139ZM198 225H201V224H198ZM196 224V226H198ZM118 226V223L117 225L115 224V227H108L110 230H114V232L116 230H120ZM205 226V225H203ZM90 227V226H89ZM88 227V228H89ZM98 227V226H97ZM103 227V226H102ZM142 227V226H141ZM140 227V228H141ZM214 227V226H213ZM200 228V227H199ZM205 228V227H204ZM55 229V228H54ZM53 229V230H54ZM63 229V228H62ZM86 229V227H85ZM92 229V228H91ZM108 229V230H109ZM77 231V230H76ZM74 231V232H76ZM97 231V230H96ZM126 231V230H125ZM56 232V230H55ZM73 232V231H72ZM73 232V234H74ZM79 232V231H77ZM101 233V231H99ZM106 232V231H105ZM123 232V230H122ZM216 232V231H215ZM50 234V233H48ZM61 234V233H60ZM59 234V235H60ZM72 234V233H71ZM103 234V232H102ZM113 234V233H112ZM69 235H70V232H69ZM84 236V233L82 234ZM216 235V234H215ZM58 236V234H57ZM63 236V235H60V237ZM68 236V235H67ZM71 236V235H70ZM87 236V235H86ZM102 236V235H101ZM106 236V235H105ZM111 236V235H110ZM100 237V236H99ZM104 237V236H103ZM107 237V236H106ZM116 236H114L113 238H115ZM67 237H64V241H65V245L66 244H69L68 241H66ZM117 238V237H116ZM119 238V237H118ZM62 239V238H61ZM62 239V240H63ZM70 239V238H68ZM73 239V238H72ZM83 240V239H82ZM88 240V239H86ZM74 241V240H73ZM172 241V240H171ZM82 243V242H81ZM77 243H75L76 245ZM106 244V242H105ZM113 244V243H112ZM61 244H59L60 246ZM72 245V244H71ZM97 245V244H96ZM111 245V244H110ZM114 245V244H113ZM79 246V245H78ZM91 246V245H90ZM103 246V244H102ZM65 248V246H63ZM87 247V246H85ZM101 247V245H100ZM70 248V247H69ZM72 248V247H71ZM81 248V247H80ZM89 248V247H88ZM94 249V248H93ZM119 249V248H118ZM116 249V250H118ZM122 249V248H121ZM65 250V249H64ZM79 250V248L77 249V251ZM97 251V250H96ZM133 251H135L133 249ZM98 253L100 251H97ZM114 252V251H113ZM138 252V251H137ZM132 254V253H131ZM102 255V254H101ZM183 255V254H182ZM94 256V255H93ZM97 256V255H96ZM80 257V256H79ZM125 257V256H124ZM134 258V257H133ZM128 261V260H127ZM117 262V261H116ZM83 263V262H82ZM63 264V263H62ZM69 264V263H68ZM72 264V263H71ZM75 264V263H74ZM85 264H88V263H85Z\"/></svg>", "mask_w": 264, "mask_h": 264}, {"label": "water", "instance_id": "water-1", "mask_svg": "<svg viewBox=\"0 0 264 264\" xmlns=\"http://www.w3.org/2000/svg\"><path fill=\"white\" fill-rule=\"evenodd\" d=\"M1 10V9H0ZM146 58L139 54L136 56H133L132 58V68L129 70V76L130 78H135L139 75L141 68L145 65ZM112 123L111 122H105L101 127L96 130L92 136L94 139H103L106 131L111 129Z\"/></svg>", "mask_w": 264, "mask_h": 264}]
</instances>
